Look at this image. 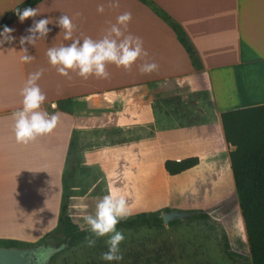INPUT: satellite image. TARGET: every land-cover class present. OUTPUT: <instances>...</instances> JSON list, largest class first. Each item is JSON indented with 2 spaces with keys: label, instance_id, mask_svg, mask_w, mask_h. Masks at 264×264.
Returning a JSON list of instances; mask_svg holds the SVG:
<instances>
[{
  "label": "crops",
  "instance_id": "obj_1",
  "mask_svg": "<svg viewBox=\"0 0 264 264\" xmlns=\"http://www.w3.org/2000/svg\"><path fill=\"white\" fill-rule=\"evenodd\" d=\"M25 1L0 0V31L7 26L15 38L0 45V220L41 213L38 199L49 193L62 197V174L73 137L77 151L68 213L80 229L78 214L91 212L95 199L110 191L121 195V181L146 184L141 192L134 186L122 194L128 217L165 208L189 211L188 201L179 198L181 192L173 198L155 186L162 174L171 177L163 167L166 160L199 158L196 167L173 179L202 173L206 182L221 184L222 166L232 178L229 153L234 147L225 142L220 114L264 104V0H147L183 30L196 52L195 63L173 30L139 0H43L33 7L38 15L21 23L13 13ZM99 6L103 12L97 11ZM124 12L132 16L122 29L124 35L139 37L147 52L129 69L107 64V78L84 79L72 71L60 75L48 62L50 47L71 42L55 24L61 15L74 25L73 39L83 40L103 37ZM41 18L51 22L47 36L34 46H21L20 38ZM22 47L33 56L30 63L20 61ZM144 63L158 67L142 73L139 66ZM36 71H42L36 83L46 97L41 109L58 114L59 120L52 133L20 144L12 113L22 106L20 90ZM250 79L258 81L254 96L247 87ZM38 232L0 230V240Z\"/></svg>",
  "mask_w": 264,
  "mask_h": 264
},
{
  "label": "rangeland",
  "instance_id": "obj_2",
  "mask_svg": "<svg viewBox=\"0 0 264 264\" xmlns=\"http://www.w3.org/2000/svg\"><path fill=\"white\" fill-rule=\"evenodd\" d=\"M256 78L260 79L258 75ZM248 86L255 93L252 95H256L258 81L250 79L247 82ZM246 91L247 95L253 98L249 90ZM220 173L221 184L206 182L204 176H201L202 173H196L186 180L173 177L167 179L162 174L155 182L157 185L154 184L157 188L169 193L173 198H176V193L181 192L179 198L188 201L186 206L191 208L188 210L195 211L193 208H200L199 210H204L211 220L189 221L186 218L178 219L173 224L168 222L159 226L117 228L125 237L120 243L123 259L113 261L111 264H237L229 261L220 250L221 228L225 231L231 248L248 258V246L233 178L229 177L226 166L221 167ZM197 178L201 180L196 182ZM134 186L136 191L141 192L146 184L137 181L133 183L132 180L121 181V195L123 193L127 195ZM155 197L158 199L159 196ZM139 199L144 200L141 195ZM61 200L59 192L41 196L38 199L41 213L8 216L6 220L2 218L0 230H6L8 233L39 230L32 236L11 241L18 242V248H57L58 251L48 259L47 264H109L100 258L101 253L107 251L105 244L107 237L96 239L95 246L88 247L85 238L73 241L71 236L61 233L57 225Z\"/></svg>",
  "mask_w": 264,
  "mask_h": 264
},
{
  "label": "clouds",
  "instance_id": "obj_3",
  "mask_svg": "<svg viewBox=\"0 0 264 264\" xmlns=\"http://www.w3.org/2000/svg\"><path fill=\"white\" fill-rule=\"evenodd\" d=\"M97 11L103 12V7L99 6ZM16 14L21 23L26 18L38 15L37 9L34 8L17 9ZM131 18L130 12H124L117 16L116 23L110 26L103 37L99 39L85 37L80 40L73 39L74 25L71 19L67 15H61L56 19L55 24L64 31V40L71 42L59 47H50L46 52L48 62L56 68L60 75L68 76L69 71H72L84 79H87L89 75L107 78L109 75L105 70L107 64H114L125 70L129 69L139 57L147 55L139 37L131 34L124 35L122 31L127 28ZM50 23L47 18L33 20L32 25L27 29L29 34L20 38V45L27 43L34 46L41 37L45 38L50 31L47 27ZM12 31L13 29L7 26L0 31V45L6 42L11 43L15 39L11 35ZM20 51L25 53L20 56V61L30 63L33 56L27 54L26 48L22 47ZM157 67L155 63H144L139 66V70L142 73H151ZM41 74L42 71L29 73L20 90L22 106L12 113L15 140L20 144H28L37 137L52 133L59 120L58 114L50 115L41 109L46 99L36 83ZM81 207L87 209L88 205L82 204ZM128 215L126 198L111 191L95 199L91 212L83 211L78 214L76 222L83 221L80 224L81 230L90 233V236L85 237L88 247H94L96 239L107 237L105 240L107 251L101 253L100 258L109 264L123 259L120 243L125 237L121 231L117 230L116 225L125 220ZM33 258H35V264H45L48 256L46 252L39 250L29 257V260Z\"/></svg>",
  "mask_w": 264,
  "mask_h": 264
},
{
  "label": "trees",
  "instance_id": "obj_4",
  "mask_svg": "<svg viewBox=\"0 0 264 264\" xmlns=\"http://www.w3.org/2000/svg\"><path fill=\"white\" fill-rule=\"evenodd\" d=\"M43 0H26L18 6L13 15L17 17L16 10L33 8ZM141 3L153 8L155 13L173 30L181 47L189 58L196 62V52L187 39L183 30L167 16L153 7L147 0ZM4 24L0 23V29ZM225 142L234 147L229 153L230 170L232 173L234 190L240 209L249 257L234 251L228 237L221 228L219 247L222 254L231 262L237 264H264V104L228 110L220 114ZM77 144L73 137L62 174V200L58 217V228L61 233L71 236L73 241H79L90 236L74 224L69 216L71 183L74 172V160ZM199 164L198 157H189L180 161L166 160L165 172L173 177L188 171ZM172 212L187 213L189 221H209L210 216L202 210L177 211L165 208L161 211L138 213L127 217L116 225V228H136L139 226H159L163 223L162 214ZM176 223V220L170 224ZM18 242L0 240L2 247H18Z\"/></svg>",
  "mask_w": 264,
  "mask_h": 264
},
{
  "label": "water",
  "instance_id": "obj_5",
  "mask_svg": "<svg viewBox=\"0 0 264 264\" xmlns=\"http://www.w3.org/2000/svg\"><path fill=\"white\" fill-rule=\"evenodd\" d=\"M189 215L183 212H172L162 214V220L164 224L168 222L186 219ZM39 250H43L47 253L49 259L51 256L56 254L58 249H43V248H18V247H2L0 246V264H33L32 260H29V257H32L33 254ZM48 260H46L45 264Z\"/></svg>",
  "mask_w": 264,
  "mask_h": 264
},
{
  "label": "flooded vegetation",
  "instance_id": "obj_6",
  "mask_svg": "<svg viewBox=\"0 0 264 264\" xmlns=\"http://www.w3.org/2000/svg\"><path fill=\"white\" fill-rule=\"evenodd\" d=\"M51 257H52V256H51ZM51 257H50V258H51ZM50 258H49V259H50ZM47 260H48V259H47ZM32 262H33V264H35V258L32 259ZM47 262H48V261H47ZM46 264H47V263H46Z\"/></svg>",
  "mask_w": 264,
  "mask_h": 264
},
{
  "label": "built area",
  "instance_id": "obj_7",
  "mask_svg": "<svg viewBox=\"0 0 264 264\" xmlns=\"http://www.w3.org/2000/svg\"><path fill=\"white\" fill-rule=\"evenodd\" d=\"M53 105H54V104H52V105L50 106V107H51V109H53V108H54V107H53Z\"/></svg>",
  "mask_w": 264,
  "mask_h": 264
}]
</instances>
